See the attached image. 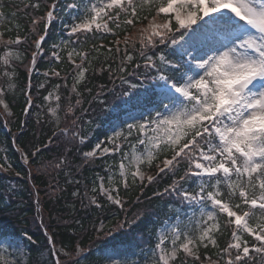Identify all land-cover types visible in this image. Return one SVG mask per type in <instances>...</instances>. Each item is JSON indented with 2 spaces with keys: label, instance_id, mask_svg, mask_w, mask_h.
Returning a JSON list of instances; mask_svg holds the SVG:
<instances>
[{
  "label": "snow or ice",
  "instance_id": "1",
  "mask_svg": "<svg viewBox=\"0 0 264 264\" xmlns=\"http://www.w3.org/2000/svg\"><path fill=\"white\" fill-rule=\"evenodd\" d=\"M9 6L0 2V107L7 117L15 115L8 97L15 98L17 93V69L25 59L23 45L34 46L24 65L31 75L38 57L44 56L55 21L64 33L50 45L51 63L43 73L63 84L52 85L43 96L44 104H34L38 97L31 92V80L26 89H20L25 119L12 140L29 169L27 178L34 179L31 168L37 165V172L56 181L50 185V198L59 200L56 193L65 191L58 182L63 174L65 183L83 184V193L79 187L72 192L81 207L124 211V219L112 227L103 220L98 227L92 225L95 237L102 239L137 223L139 213L131 219L127 215L125 197L130 191H143L169 177L170 182L155 195L175 199L168 206L175 219L171 224L166 220L158 230L152 260L145 264H264V0H27L22 9L16 6L30 17L26 30L19 23L4 29V22L17 14L3 12ZM122 32L123 40L119 38ZM97 39H110V43L97 45ZM161 45L170 51L149 54ZM101 56L104 60L94 67L93 61ZM65 62L73 66L70 73L62 75V68L52 66ZM129 65L134 66L132 72H128ZM141 68L143 72L135 71ZM90 71H107L109 79L115 71L121 86L129 90L140 85L124 73L136 80L150 77L157 86L136 98L135 105L145 111L139 117L127 113L126 131L114 125L106 141L98 140L85 150L90 136L77 113L84 111V91L91 92L87 87ZM61 87L66 94L60 93ZM100 88L103 91L105 86ZM33 107L45 117L41 121L37 112L36 124L47 127L50 134L41 133L45 139L37 137L29 148L18 140L28 129ZM0 123L11 132L7 121L0 118ZM54 147L60 150L54 153ZM45 153L50 154L46 162L41 159ZM77 154L79 164L74 159ZM98 160L103 162L102 173L94 175L90 186L74 177V171ZM10 167L5 157L0 172ZM16 175L23 176L21 172ZM33 190L38 197L34 183ZM11 192L15 193L14 187ZM13 199L10 195L9 200ZM35 203L39 205V199ZM5 210L12 215L22 211L19 203L6 205L0 212ZM52 219L55 226L40 215L37 227L45 238L43 247L34 233L0 228V264H82L91 251V246L86 249L82 244L83 220L70 222L50 211ZM70 224L76 225L69 232L75 240H58L57 229ZM225 233L230 238L221 246ZM45 251L48 255L43 259ZM99 264L135 262L112 247L104 249Z\"/></svg>",
  "mask_w": 264,
  "mask_h": 264
},
{
  "label": "trees",
  "instance_id": "2",
  "mask_svg": "<svg viewBox=\"0 0 264 264\" xmlns=\"http://www.w3.org/2000/svg\"><path fill=\"white\" fill-rule=\"evenodd\" d=\"M0 2L5 5H11L9 7L3 8L5 13L16 12V16L13 19L4 22V29L13 27L16 23H19L22 30L28 28L30 17H25L22 10H18L16 6L23 7V3L27 0H0ZM64 19H67V12L62 13ZM23 34V31L22 33ZM11 35H15L13 31ZM62 25L59 21H55L48 32V40L45 44V51L43 58L38 57L35 70L30 75L25 64H28L31 59V53L34 46L23 45L26 50L24 52V64L19 65L17 69V93L15 98L9 95L8 100L11 105L12 112L15 113L14 116L7 117L4 115V110L0 107V118L7 121L9 127H11V132L0 123V162L7 158L8 163L13 167H10L7 171L0 172V209H5L6 205L14 206L19 203L21 206L20 215H12L7 210L0 212V228L7 231H15L19 233L21 230H27L28 232L34 233L38 241V244L43 247L45 244V238L42 230L37 227L42 214L43 219L49 224L55 226L56 220H49V212L51 211L53 216H59L62 219L73 221L75 219H82L84 228L86 231L82 234V244L88 249L91 246V251L87 252V259L82 261V264H99L101 261L103 252L105 248L111 249L112 247H118L121 251L128 254L129 258L135 262V264H145L146 261L151 262V249L154 245L158 230L162 228L165 221L168 223L174 221L175 217L173 213H170L168 206L170 204H175V199L173 197H160L155 195L156 191H163L165 185L170 182L169 177H164L157 184L150 185L149 187L141 191L139 188L133 189L125 197L126 200V210L128 218L131 219L137 213L140 214L137 223L132 226L131 229L124 232L115 233L111 237L97 239L92 231V225L99 226L101 220L109 227L114 226L117 220H123L125 217V212L121 211L115 207H105L103 211L94 208H83L80 205V201L72 196V192L79 187L81 193L84 192L83 184L77 186L75 184L65 183L66 177L61 174L58 177V182L61 187L65 189L63 192L56 193L57 196L61 197L59 200L50 198L51 187L56 181H53L50 176L43 172H37V165H33L31 172L33 175V180H29L27 169L22 161L20 160L19 153L16 151L15 145L13 144L12 137L14 134L18 133V125L20 121L25 119L23 108L25 107L24 93L20 89H26L29 80H31V92L34 98V104H44L47 103L43 101V96L47 95L49 91L52 90V85L56 83L63 84V80L55 77H45L43 73L48 71L49 65L51 63L50 45L53 41H58V39L63 36ZM124 33L120 35V39L123 40ZM8 38L6 33L5 39ZM92 41L89 42L87 46L89 49L91 47ZM97 45L103 43L108 45L110 39H97L94 41ZM161 50L166 52L170 49H164V46H158V48L150 50L149 54L155 52L159 54ZM175 56H170V59H175ZM139 59V57H137ZM104 60L101 56L99 61H93V66L96 67ZM118 60L112 63L113 69L117 67ZM143 63V61H140ZM53 67L62 68V75L65 73H70L73 66L67 62L61 65H52ZM134 70L133 65H129L128 72ZM136 72H143V68L136 69ZM128 80H131L138 85V88L134 90H129L127 85L121 86L120 80L116 78L117 74L113 72V79H109V74L107 71L103 73L92 74L90 71L87 81V87L91 89V92L84 91L82 97V108L83 112L78 111V115L82 116L81 124L83 125L84 132L90 136L88 146L85 150H88L92 145L98 140L106 141L107 137L110 136L111 129L114 125H124L125 117L129 111L138 112L145 111L143 108H138L135 105V100L139 96H144L150 93L156 88L157 82L153 81L150 77L149 79L136 80L135 76H129L127 73L123 74ZM113 80L115 83H113ZM45 87L37 90V86L41 82H45ZM68 85L72 84L71 78L67 81ZM104 85L105 88L101 91L100 86ZM61 94H66V89L61 87L59 90ZM127 91L128 95H122L121 93ZM100 96L97 97V93ZM104 101L101 103L100 101ZM55 104V100L52 101ZM41 112V109L33 107L31 110V116L28 118V129L25 134L18 140V143L23 144L26 147H31L32 143L36 142L37 137L40 140L45 139V136L41 133H48L50 131L47 127L41 128L36 124V113ZM44 115L41 112V121L44 120ZM35 133V135H34ZM60 149L53 148V152H57ZM48 153H45L44 157L41 159L45 162L49 158ZM75 162L79 164V155H74ZM103 162L97 161L94 165L85 166L80 172L74 171V177L80 179L83 182L91 184V180L97 172L102 173ZM154 171V169H153ZM21 172L23 176H17L16 173ZM33 183L35 184V189L39 192L37 197L33 190ZM15 188V193L11 192L12 188ZM14 195L13 200H9V196ZM137 197H139V202H137ZM39 199L40 203L37 205L35 201ZM86 203V201H85ZM38 208L40 212L38 213ZM33 218H36V223H33ZM110 222V223H109ZM76 225L70 224V227L65 228L63 226L57 229L58 240H63L67 243L69 240L74 241L75 237L69 235L72 228ZM229 234L225 233L220 238L221 246L225 245L229 239ZM47 252L45 251L43 259L47 258Z\"/></svg>",
  "mask_w": 264,
  "mask_h": 264
},
{
  "label": "rangeland",
  "instance_id": "3",
  "mask_svg": "<svg viewBox=\"0 0 264 264\" xmlns=\"http://www.w3.org/2000/svg\"><path fill=\"white\" fill-rule=\"evenodd\" d=\"M132 113H133L134 115H136L137 117H139V114H140V113H138V112H132ZM126 120H128V116H127V115H126V117H125V121H126ZM128 122H131V121L129 120ZM119 126H120V128H123L125 131L127 130L125 126H123V125H119ZM113 128H114V126H113ZM113 128L111 129L110 135L112 134ZM173 222H174V221L169 222V224H171V223H173Z\"/></svg>",
  "mask_w": 264,
  "mask_h": 264
}]
</instances>
